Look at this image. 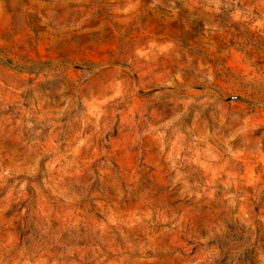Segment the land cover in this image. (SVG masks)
<instances>
[{"label": "rangeland", "instance_id": "1", "mask_svg": "<svg viewBox=\"0 0 264 264\" xmlns=\"http://www.w3.org/2000/svg\"><path fill=\"white\" fill-rule=\"evenodd\" d=\"M0 264H264V0H0Z\"/></svg>", "mask_w": 264, "mask_h": 264}]
</instances>
